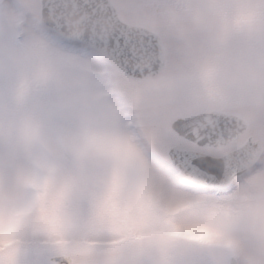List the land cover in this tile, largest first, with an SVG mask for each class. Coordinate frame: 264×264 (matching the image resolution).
I'll use <instances>...</instances> for the list:
<instances>
[{
	"label": "rangeland",
	"instance_id": "obj_1",
	"mask_svg": "<svg viewBox=\"0 0 264 264\" xmlns=\"http://www.w3.org/2000/svg\"><path fill=\"white\" fill-rule=\"evenodd\" d=\"M112 2L159 35L161 72L131 78L40 28L39 0H0V264H264V152L226 190L167 155L264 145V0ZM208 110L247 131L200 147L171 127Z\"/></svg>",
	"mask_w": 264,
	"mask_h": 264
},
{
	"label": "water",
	"instance_id": "obj_2",
	"mask_svg": "<svg viewBox=\"0 0 264 264\" xmlns=\"http://www.w3.org/2000/svg\"><path fill=\"white\" fill-rule=\"evenodd\" d=\"M40 23L58 35L80 42L102 54L126 75L146 79L165 66L160 37L151 29L123 21L111 0H40ZM264 101V90L261 96ZM174 131L190 142L206 147L229 144L246 130V121L216 110L175 119ZM263 146L248 136L234 150L212 156L197 150L171 147L168 156L181 179L208 187L226 189L260 159ZM68 264L71 258L50 257ZM228 264H238L230 256Z\"/></svg>",
	"mask_w": 264,
	"mask_h": 264
},
{
	"label": "clouds",
	"instance_id": "obj_3",
	"mask_svg": "<svg viewBox=\"0 0 264 264\" xmlns=\"http://www.w3.org/2000/svg\"><path fill=\"white\" fill-rule=\"evenodd\" d=\"M177 20H178V14H177ZM209 23L215 27V21L211 18L209 19ZM258 234L261 236H264V228L258 229Z\"/></svg>",
	"mask_w": 264,
	"mask_h": 264
},
{
	"label": "flooded vegetation",
	"instance_id": "obj_4",
	"mask_svg": "<svg viewBox=\"0 0 264 264\" xmlns=\"http://www.w3.org/2000/svg\"><path fill=\"white\" fill-rule=\"evenodd\" d=\"M237 146V145H236ZM236 146H234V147H232L230 150H232V149H234ZM229 151V150H228ZM252 170V169H251ZM250 170V171H251ZM248 173V172H247ZM51 257V256H50ZM50 257H49V260H50ZM228 258H229V256L227 257V261H226V264H228ZM51 261V260H50ZM71 262H72V259H71ZM70 262V263H71ZM34 263H36V262H34ZM55 264H60V263H55ZM239 264V263H238Z\"/></svg>",
	"mask_w": 264,
	"mask_h": 264
},
{
	"label": "trees",
	"instance_id": "obj_5",
	"mask_svg": "<svg viewBox=\"0 0 264 264\" xmlns=\"http://www.w3.org/2000/svg\"><path fill=\"white\" fill-rule=\"evenodd\" d=\"M39 26H40V28H42V29L45 30L46 32L52 33L51 31H49L47 28L41 26L40 24H39ZM76 44H78V43H76ZM78 45H80V44H78Z\"/></svg>",
	"mask_w": 264,
	"mask_h": 264
},
{
	"label": "snow or ice",
	"instance_id": "obj_6",
	"mask_svg": "<svg viewBox=\"0 0 264 264\" xmlns=\"http://www.w3.org/2000/svg\"><path fill=\"white\" fill-rule=\"evenodd\" d=\"M189 231H192V229L190 228Z\"/></svg>",
	"mask_w": 264,
	"mask_h": 264
}]
</instances>
